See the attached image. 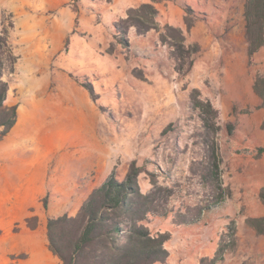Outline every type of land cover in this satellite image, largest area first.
<instances>
[{"label":"rangeland","instance_id":"rangeland-1","mask_svg":"<svg viewBox=\"0 0 264 264\" xmlns=\"http://www.w3.org/2000/svg\"><path fill=\"white\" fill-rule=\"evenodd\" d=\"M99 1L89 12L85 0H0V20L5 26L9 17L13 21L14 60L3 78L5 104L17 105L18 118L8 140H31L37 132L42 144L59 143L49 152L42 207L76 214L112 171L123 179L132 160L144 169L138 176L143 192L154 172L173 186L169 204L175 210L205 203L214 192L193 162L207 152L205 140L215 137L230 195L191 222L190 231H180L190 223L172 215L145 221L153 233H170L165 248L171 254L154 264H210L221 240L228 248L214 264H264V235L246 222L259 204L244 201L231 186V159L241 155L231 141L242 117L256 109L239 101L257 69L252 56L249 71L240 61L247 51L245 0H149L144 3L158 13L156 27L146 31L127 20L143 3L121 12L113 0ZM173 16L179 25L169 21ZM194 89L218 110L216 133L193 107Z\"/></svg>","mask_w":264,"mask_h":264},{"label":"trees","instance_id":"trees-1","mask_svg":"<svg viewBox=\"0 0 264 264\" xmlns=\"http://www.w3.org/2000/svg\"><path fill=\"white\" fill-rule=\"evenodd\" d=\"M157 9L150 3H143L130 10L132 16L128 23L146 31L156 27ZM245 38L248 55L252 56L264 44V0H245L244 4ZM145 16V17H144ZM0 139L14 127L18 111L17 105H6L8 83L3 78L6 64L14 60L9 42V30L13 21L9 17L7 26L0 20ZM167 28L176 30L170 26ZM165 40L164 37H161ZM181 52L184 45L179 46ZM187 51V50H186ZM92 93L91 84H87ZM255 91L261 95L264 107V77L258 76L254 82ZM193 107L199 111L203 125L216 133L218 110L208 99H201L198 90L191 95ZM230 128V127H229ZM207 152L194 160L196 170L204 185L214 192L210 200L186 206L185 210H175L169 201L174 194L173 186L159 182L158 175L148 173L151 188L143 192L138 176L144 170L132 160L123 179L112 171L105 180L95 187L86 197L74 215L66 213L50 217L47 221V235L50 250L60 259L61 264H154L163 262L169 255L165 243L170 239L169 232L153 233L145 221L153 216L172 215L177 223L197 221L202 213L230 195L229 188L221 179L222 157L215 137L205 140ZM264 152V148H259ZM258 196L264 203V186ZM257 234L264 235V215L247 219ZM230 237L235 243V224L231 220ZM228 244L221 240L210 264L221 260ZM202 261V260H201Z\"/></svg>","mask_w":264,"mask_h":264},{"label":"crops","instance_id":"crops-1","mask_svg":"<svg viewBox=\"0 0 264 264\" xmlns=\"http://www.w3.org/2000/svg\"><path fill=\"white\" fill-rule=\"evenodd\" d=\"M60 3L63 0H54ZM84 6L92 12L99 0H85ZM115 6L125 12L129 7L149 0H113ZM87 3V4H86ZM170 22L180 24V20L171 17ZM173 19V20H172ZM247 42V40H246ZM248 50V43L246 46ZM256 63V71H251L252 82L245 97L239 96L241 105H252L256 109L249 116L240 120L241 131L235 132L231 148L239 150L231 159L232 188L240 192L246 202H258L256 213L249 217L264 215V203L258 196L264 186V107L262 97L254 89L255 77H264V44L250 58ZM243 69L250 70L249 55L241 53ZM31 140H8L11 132L0 139V264H61L60 259L50 250L47 235V221L59 215L53 209L41 205V197L47 190L46 167L49 152L58 148V142H43L36 137ZM251 197V198H250ZM196 223L186 224L180 229L190 231ZM186 245V242H182ZM171 254L170 248L166 247ZM160 264V263H159Z\"/></svg>","mask_w":264,"mask_h":264},{"label":"bare ground","instance_id":"bare-ground-1","mask_svg":"<svg viewBox=\"0 0 264 264\" xmlns=\"http://www.w3.org/2000/svg\"><path fill=\"white\" fill-rule=\"evenodd\" d=\"M29 132V131H28Z\"/></svg>","mask_w":264,"mask_h":264}]
</instances>
